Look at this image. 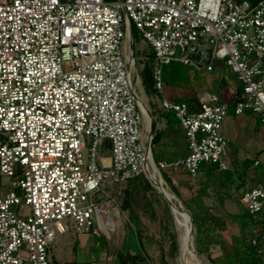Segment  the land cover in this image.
<instances>
[{
	"label": "built area",
	"instance_id": "obj_1",
	"mask_svg": "<svg viewBox=\"0 0 264 264\" xmlns=\"http://www.w3.org/2000/svg\"><path fill=\"white\" fill-rule=\"evenodd\" d=\"M135 31L154 53L158 94L173 62L225 66L239 84L235 114L264 125V0H0V264H74L54 263L50 249L72 229L99 234L110 187L161 171L196 178L204 165L232 170L222 132L230 105L216 94L197 105L161 98L190 153L155 161ZM240 200L264 213V183H246Z\"/></svg>",
	"mask_w": 264,
	"mask_h": 264
},
{
	"label": "rangeland",
	"instance_id": "obj_2",
	"mask_svg": "<svg viewBox=\"0 0 264 264\" xmlns=\"http://www.w3.org/2000/svg\"><path fill=\"white\" fill-rule=\"evenodd\" d=\"M134 37V48L138 58L137 69L140 74V79H137V77L135 79L136 87L144 106H148V109L152 110L157 107L158 95L152 79L148 81L145 79V66L148 61L147 59L150 57L149 55L152 53V49L142 37L139 36L137 31H135ZM130 49L131 42L127 39L125 41V50L129 51ZM225 69L229 73L230 70L227 67H225ZM164 73L165 89H170L167 90L166 94L170 95L171 93V95L175 97L179 93V95L188 97L186 98L188 102L195 105L198 104L197 95L200 94L199 89H201V91L206 89L204 92H210L211 90L209 89H234L232 84L235 83L232 81H236L233 77L228 84L224 85L217 72L199 73L178 62H173L165 66ZM178 89L186 90L182 91ZM145 107H143L144 115L146 113L150 115ZM156 113V111H153V114ZM155 121L156 119H153V122ZM149 131L150 128L147 130V125H145V130L143 128V132L146 137L149 135ZM108 149L109 146L106 145L103 148V152L108 153ZM183 174L185 173L161 171L157 174L155 179L139 176V180H130L133 181L132 184L124 183L121 186L122 188L120 186H114L108 189L109 194L112 196L111 199L114 198L115 202L111 201L110 198H105V200H108L107 212L110 211V214L118 212L120 217L125 219L126 228L130 226L132 222L141 236L143 253L136 258L139 261H146L148 264H219L217 260L222 256V251L208 247L205 240L206 235H210V233L213 232L211 235H224L229 238L233 235L240 234L239 224L233 222L230 217V215H242L246 211L240 200L241 192H237L238 188L235 187L233 197L228 202H223L219 198V195L215 193L210 195H198L196 192L195 195L193 188L195 187L194 182L197 180V177H187L183 179ZM260 175L261 176L249 178V180L245 181L244 185L248 182L250 184L256 182L264 183V174ZM234 179V182L238 185V180H236V178ZM120 191H122V194L118 195ZM127 191L131 192V198L129 205L126 206L124 205V200L127 197ZM198 202H201L205 209H208L213 215L225 217L228 220V230L226 232H220L218 229H215V231L211 230L209 234L198 233L197 223L193 217L194 211L199 208ZM174 205L179 208V210L186 212L190 217L192 227V250L195 256L192 254H185L184 252L185 230L182 223L178 221L179 217L173 209ZM255 221V224L242 231L245 237V244L247 247L254 249L253 247H256V245H254L253 241L256 238H262L261 247L258 248V250L264 255V213L259 215ZM97 227L100 228V225H97ZM123 232L124 231L120 233L116 232L109 242L112 248V258L118 256L120 250H126L127 241L129 245H133L134 250L140 249L135 233L132 232L130 237H125ZM125 233H127V230H125ZM99 237H97V239L101 240ZM175 241L177 243V249L174 251L173 246ZM121 255L123 256V262L133 264V261L129 258L130 255Z\"/></svg>",
	"mask_w": 264,
	"mask_h": 264
},
{
	"label": "crops",
	"instance_id": "obj_3",
	"mask_svg": "<svg viewBox=\"0 0 264 264\" xmlns=\"http://www.w3.org/2000/svg\"><path fill=\"white\" fill-rule=\"evenodd\" d=\"M214 72L220 75L224 85L228 84L230 79L234 77L230 71L229 73L227 72L225 67H219ZM232 82L235 83H230L233 85L234 89H209L211 90L210 92H204L206 89H203V91L199 89L200 94L197 95L198 103L200 99L209 97L211 94H216L230 105V113L224 122L222 132L229 139V147L226 155L231 163L232 170L230 173H233V176L230 177L228 171H218L213 165H204L197 176V180L194 182L195 187L193 188L195 195L196 192L198 195H210L215 193L219 195V198L223 202H228L233 197L235 187L238 188V185L242 182L249 180V178L261 176L260 174H264V125H262L256 115L251 112L242 115L235 114L234 97L236 91L239 90L236 89L239 84L237 80ZM167 90L170 89H164L163 95L158 94L156 91L158 95L157 107L152 109L154 112H157L156 114H153V111L148 109V106L145 107L142 103L151 116V125L149 126L147 123L148 119L144 115V130L145 125H147V130L151 128L149 135L147 137L144 135V142L147 143L149 138H152L151 151L153 158L157 162L186 158L190 153L185 132L181 128L179 121L173 114L164 111L161 106V98L163 96L176 101L186 102L188 101V99H186L188 97L179 95L178 92V94L173 97L171 93L170 95L166 94ZM178 90L185 91L186 89ZM153 119H156V121L153 122ZM246 161H252L254 166L257 165L255 162H258L259 165L255 167L252 165L246 168L244 164ZM180 173L183 172L180 171ZM184 173L185 174L182 175L183 179L187 177L192 178L186 172ZM234 178L238 180V185L234 182ZM139 179L140 177L133 179V181ZM133 181H128L126 183L132 184ZM122 185H120V187ZM243 186L238 188L237 192H241L242 194ZM121 194L122 191L118 192V195ZM126 194V199H130L131 192L127 191ZM126 199L124 200V205H126ZM125 222V219L120 217L118 212L110 214V211H108L104 216H96V225H100V228L97 227L99 234H77L72 229L58 237L50 249V258L54 263L74 264H122L123 256L121 254L130 255V259L131 257L138 258L143 253L141 236L131 221V225L127 228ZM125 230H127V233H125ZM121 231H124L125 237H130L132 232H134L140 249L134 250L133 245H129L127 241L128 250L127 248L126 250L122 248L123 250H120L118 256L112 258V248L109 242L116 232L120 233ZM97 237L101 240H98Z\"/></svg>",
	"mask_w": 264,
	"mask_h": 264
},
{
	"label": "trees",
	"instance_id": "obj_4",
	"mask_svg": "<svg viewBox=\"0 0 264 264\" xmlns=\"http://www.w3.org/2000/svg\"><path fill=\"white\" fill-rule=\"evenodd\" d=\"M253 3H258L261 0H250ZM150 57L147 59L145 66V79L146 81L151 80L154 85L153 80V66L155 61V56L152 53L149 55ZM165 68V67H164ZM165 73H163L164 76ZM165 78V77H164ZM188 102V101H187ZM191 104L190 102H188ZM156 139V136H155ZM246 168L250 166H254L252 161H246L245 163ZM259 164H257L258 166ZM255 167V166H254ZM230 177L233 176V173H230ZM245 182H242L238 185V188H241ZM203 195V194H202ZM199 200V199H198ZM130 199H126V206L129 204ZM199 208L194 211L193 217L195 222L197 223V230L198 233L209 234L211 230L218 229L220 232H226L229 228L228 220L222 216H216L209 212L208 209H205L204 205L201 202H198ZM261 215V214H260ZM233 222L239 224L240 227V234L233 235L231 237H226L224 235L215 236L206 235L205 240L208 244V247L213 249H219L222 251V256L217 260L219 264H263L264 262V255L259 252L258 248L261 247L262 238H259L254 249L247 247L245 244V237L243 235V230L246 228L251 227L253 224L256 223L255 219L258 217H253L249 212L245 211L242 215H230ZM174 251L177 249V243L174 242L173 246ZM137 257H131L133 264H148L146 261H139L136 259ZM122 264H129L122 261Z\"/></svg>",
	"mask_w": 264,
	"mask_h": 264
},
{
	"label": "bare ground",
	"instance_id": "obj_5",
	"mask_svg": "<svg viewBox=\"0 0 264 264\" xmlns=\"http://www.w3.org/2000/svg\"><path fill=\"white\" fill-rule=\"evenodd\" d=\"M144 106L142 105V108ZM144 112V110H143ZM145 117L148 119V125L150 126L151 125V116L148 115L147 113L145 114ZM148 126V127H149ZM151 129V128H150ZM159 176V175H158ZM155 179V178H154ZM152 181V180H151ZM157 181V180H156ZM162 189V188H161ZM160 190V188H159ZM164 190V189H163ZM167 192V191H166ZM163 194V193H162ZM173 196V195H172ZM170 197V196H169ZM176 212V214L178 215V221L182 223V226L185 230V247H184V252L185 254H192L195 256V253L194 251L192 250V238H191V231H192V227H191V220H190V217L189 215L184 212V211H181L179 210V208H177L175 205H174V208H173ZM191 256V255H190Z\"/></svg>",
	"mask_w": 264,
	"mask_h": 264
}]
</instances>
